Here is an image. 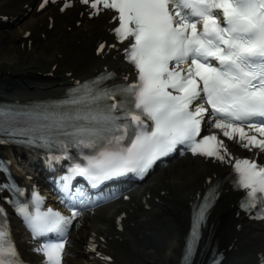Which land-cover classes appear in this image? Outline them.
I'll list each match as a JSON object with an SVG mask.
<instances>
[{"label": "snow or ice", "instance_id": "1", "mask_svg": "<svg viewBox=\"0 0 264 264\" xmlns=\"http://www.w3.org/2000/svg\"><path fill=\"white\" fill-rule=\"evenodd\" d=\"M50 2L55 0H42L40 8ZM79 2L92 16L113 13L111 31L119 43L128 44L124 58L135 70L134 82L109 87L106 81L114 74L105 72L78 84L61 102L31 111L0 110V134L62 152L79 150L80 160L70 167L65 183L83 177L93 187L129 173L143 179L178 148L230 162L223 139L201 135L204 125L264 154V0ZM68 7L66 0L61 11ZM104 48L101 44L99 51ZM232 167V185L243 191L240 208L264 212V165L235 159ZM214 192L194 206L186 261ZM41 204L34 193L32 210L18 207L34 237H62L80 214L75 208L70 216L51 208L42 211ZM64 248V242H49L37 251L46 257L44 264H62ZM0 264H21L2 220Z\"/></svg>", "mask_w": 264, "mask_h": 264}, {"label": "bare ground", "instance_id": "2", "mask_svg": "<svg viewBox=\"0 0 264 264\" xmlns=\"http://www.w3.org/2000/svg\"><path fill=\"white\" fill-rule=\"evenodd\" d=\"M10 3L12 4L14 2ZM28 29L33 30L35 35H37V31L35 30V27H33V19H28L23 22L19 26V29L16 31L13 30L8 33L0 31V71L2 73L4 72V75H2V77H5L0 79V89L2 90L3 94L11 91L13 88H16L17 85L20 87L17 88V90L20 91L22 86L19 84L24 83L25 80H35L36 77L33 76V73L41 71L40 66L46 68L57 63V59H55L54 56L55 52L57 51H59L58 53H61L63 55V66L75 70L77 74H83L85 76L87 75L84 72L82 73L80 71H82L84 66L89 64V61H85L83 63L79 62L80 56L71 54L68 51L69 49L67 48V45H56L53 41L49 40L45 44L38 45L35 48V45H37L36 43L38 42L36 41L31 47V52H28L26 46L22 50L20 47L21 42H15L14 38L17 36L19 37L20 33L22 35L23 31ZM64 42H66V40H64ZM9 43L12 46V50L8 49ZM34 50L35 53L38 52L36 54L38 55L37 57L36 55H34ZM7 71H12L13 75L7 77ZM6 78L10 79L9 83L7 84L9 87L6 86L4 89L3 84H5L4 82L7 80ZM40 85L42 86L43 84ZM40 94L41 96H46L49 94V92L41 90ZM219 134L222 136V138H224L220 130ZM224 139L227 140V143L232 149H236V147L239 146L238 144L232 143L231 140L227 138ZM190 161L191 160L186 161L185 157L178 159L175 163L170 164L168 167L159 172L163 176V178L160 181H157V179H155V181L152 183V186L166 185L169 189L172 190V192H178L179 189H177V187L180 186L186 187L185 190H190L191 185L189 186V183L193 179H196L197 176L202 173L203 169L207 170L208 168H211L209 167V165L204 164L198 160H194L193 166L189 168L187 167V162ZM147 186L149 185L145 184L142 186V188L144 189ZM129 194H132L130 203L135 202L137 195L134 194V192H130ZM231 202L232 201H230V203ZM165 214L169 219L170 225L168 229L164 227V233L160 231V234L164 236V239L166 237V234H170V242L168 241L169 243L166 246L161 244L152 252L146 251L143 255L144 260L140 261V264H179L185 235L184 230L186 217H183L177 213V207L175 205L170 206L169 209H166ZM102 219L104 222H108L109 220L106 216ZM96 222L97 221L94 220V217L86 216L84 219L78 220V223L76 222L73 226L74 228H72L70 239L74 241L75 245L71 244L72 247L70 248V250L74 249L71 264H83V262L86 260L84 247H82V245L87 240L88 232L98 227V225H96ZM217 222H220V224L218 228H215L214 224ZM231 223L232 219L229 215H226V217H218L216 214H211L209 218V225L213 224V228L210 230V232L207 231L205 235L206 237H208V234L210 233V247H213L214 245L223 247V244H226L227 242L231 243L235 238H237V234L233 230ZM257 230L258 228L256 226L248 224L245 230L239 235L240 242L245 243V245L247 246L246 250L249 252H252L254 250H264V237L257 236L256 233H254L253 235L251 234L252 231ZM236 245H240L239 242H237ZM208 250L209 248H206L202 252L200 258L197 255L191 264H202V261L207 257ZM229 256L230 258L226 263L241 264V252L238 253L232 251V254H229ZM123 263L128 264L124 261Z\"/></svg>", "mask_w": 264, "mask_h": 264}]
</instances>
